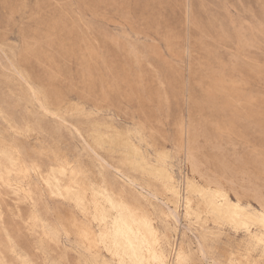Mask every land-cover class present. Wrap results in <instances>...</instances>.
<instances>
[{
	"label": "rangeland",
	"instance_id": "rangeland-1",
	"mask_svg": "<svg viewBox=\"0 0 264 264\" xmlns=\"http://www.w3.org/2000/svg\"><path fill=\"white\" fill-rule=\"evenodd\" d=\"M261 199L264 0H0V264H262Z\"/></svg>",
	"mask_w": 264,
	"mask_h": 264
},
{
	"label": "snow or ice",
	"instance_id": "snow-or-ice-1",
	"mask_svg": "<svg viewBox=\"0 0 264 264\" xmlns=\"http://www.w3.org/2000/svg\"><path fill=\"white\" fill-rule=\"evenodd\" d=\"M260 204H261V211L255 214L254 220L260 232L259 237H257L259 245L262 249H264V199H261ZM232 207L236 209V212L242 211L241 209H239L238 205H234ZM120 211L121 208L118 207L116 204H113L111 210L106 211L105 214L111 215L114 213H119ZM247 211L251 212V209H248ZM244 227L250 231L249 224H245ZM82 236L85 240H89V242H91L87 230L82 232ZM101 243L103 244V246L113 250V254L118 258H120V264H127V261H125L120 254L121 243H120L119 233H117L115 238H110V234H103L101 237ZM128 244L131 245L130 240L128 241ZM113 264H115V262H113ZM137 264H143V262L138 261ZM158 264H171V262L161 257L158 261ZM182 264H193V262L187 259H183ZM262 264H264V262H262Z\"/></svg>",
	"mask_w": 264,
	"mask_h": 264
},
{
	"label": "bare ground",
	"instance_id": "bare-ground-1",
	"mask_svg": "<svg viewBox=\"0 0 264 264\" xmlns=\"http://www.w3.org/2000/svg\"><path fill=\"white\" fill-rule=\"evenodd\" d=\"M24 82V81H23ZM34 97H35V99L38 101H36L37 103H40V104H38V105H41L42 107H44L43 106V103H42V100L34 93ZM45 108V107H44ZM46 110V109H45ZM47 111V110H46ZM156 200V199H155ZM163 204H165V203H163ZM168 210H169V214H170V216H171V218L173 219V222H174V224L175 225H177V224H179L180 222H179V217H178V215H177V213L173 210V209H171L170 207L168 208ZM198 247H199V251H200V253H201V255L203 256V257H205V253H204V251H203V249H202V246H201V244L200 243H198ZM79 249V248H78ZM178 253V252H177ZM175 254V257L176 258H178V254ZM191 256V255H190ZM200 256V255H199ZM171 264H174L173 262L171 263Z\"/></svg>",
	"mask_w": 264,
	"mask_h": 264
}]
</instances>
